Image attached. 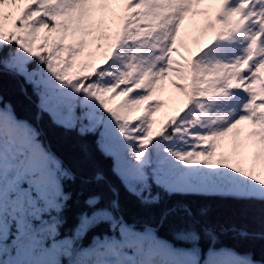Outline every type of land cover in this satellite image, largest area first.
<instances>
[{"label":"snow or ice","instance_id":"6c2138e0","mask_svg":"<svg viewBox=\"0 0 264 264\" xmlns=\"http://www.w3.org/2000/svg\"><path fill=\"white\" fill-rule=\"evenodd\" d=\"M5 77L31 86L35 119L96 136L121 187L146 206L161 192L264 204V0H0ZM75 180L0 96V264H264V252L215 246L225 231L264 232L218 233L207 207L177 201L158 220L188 245L177 247L158 226L118 215L111 186L106 204L85 198L61 238ZM104 181L97 172L84 183ZM101 225L109 232L77 249Z\"/></svg>","mask_w":264,"mask_h":264},{"label":"trees","instance_id":"16d2710c","mask_svg":"<svg viewBox=\"0 0 264 264\" xmlns=\"http://www.w3.org/2000/svg\"><path fill=\"white\" fill-rule=\"evenodd\" d=\"M21 83L22 80L3 78L0 81V96L12 106L18 118L32 122L41 131L43 143L66 167L72 169L76 176L75 182H65V189L72 194V199L68 202L64 212L66 223L60 229L61 238L71 233L77 215L84 209L85 198L89 194L96 193L102 198V204H106L111 199V193L108 191L110 186L119 189V211L117 214L122 215L127 222L135 224L137 228H142L145 225L157 227L161 210L180 201L188 204L194 212H198L201 207H207L208 214L203 219L208 224L215 226L218 233L221 228L230 229L232 227L246 229L249 233L264 232V204L259 201L236 202L197 196L170 198L161 192L162 199L159 205L146 206L142 204L135 196L130 195L121 187L120 181L112 171V159L106 158L97 150L96 136L81 137L76 132L65 131L54 126L46 114L41 119H35L36 97L32 95V88L29 85H25L27 93L22 92ZM97 172L104 175L103 183H84V180H91L93 174ZM154 191L159 190L154 189ZM108 232L107 225L99 226L77 242V249L81 246L87 248L93 242L94 236ZM158 235L177 247H188V245L173 239L171 228L167 225L158 226ZM209 246L210 243L207 239L201 240L202 255L206 254ZM215 246L233 249L239 254L251 251L259 259L261 253L264 252V239L251 236L241 238L235 232L225 231L220 234V239ZM61 259L64 264H68L70 258L64 256Z\"/></svg>","mask_w":264,"mask_h":264},{"label":"rangeland","instance_id":"374dc122","mask_svg":"<svg viewBox=\"0 0 264 264\" xmlns=\"http://www.w3.org/2000/svg\"><path fill=\"white\" fill-rule=\"evenodd\" d=\"M192 47H194V45H190ZM169 93H170V90L169 92H165L164 94L161 95V99H164V100H168L169 99ZM171 111V107H166L162 110V113L161 115L163 114V112H170ZM236 252V251H235ZM239 254V253H238Z\"/></svg>","mask_w":264,"mask_h":264}]
</instances>
